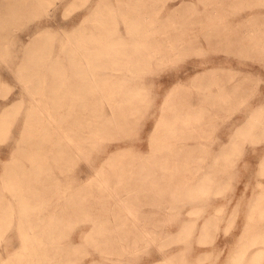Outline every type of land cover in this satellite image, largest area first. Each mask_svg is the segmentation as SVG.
Listing matches in <instances>:
<instances>
[{"label": "bare ground", "instance_id": "6f19581e", "mask_svg": "<svg viewBox=\"0 0 264 264\" xmlns=\"http://www.w3.org/2000/svg\"><path fill=\"white\" fill-rule=\"evenodd\" d=\"M79 1L82 2L78 4ZM87 1L0 0V140H6L8 135L1 138L2 134L14 125L11 143L0 145V219L16 213L20 222H36V232L28 236L39 240L58 234L63 216H68V210L83 208L81 199L94 190L98 191L99 201L113 197L125 207L119 193L133 191L137 195L141 186L153 188L154 181L161 180L168 171L162 168L163 157H181L185 163L196 160V166L190 170V184L185 183L181 189L204 187L218 171L217 163L226 157L233 137L218 134L215 140L203 141L202 131L212 128L214 118L234 92L246 93L253 86L257 94L254 102L261 106L252 110L251 119L254 122L259 117L260 123L264 121V103L260 101L264 90L249 72L243 71L242 62H233L227 56L204 62L226 59L232 61L229 68L224 64L208 68L204 64L202 72L186 81H175L168 88L161 85L152 92L151 84L142 82L124 89V79L135 76L149 80L146 74L152 70L151 63L171 52L177 53L179 48L192 47L198 43L195 37H205L207 42L225 46L229 52H244L263 59L264 46L259 48L249 39L251 36L245 32L247 25L231 27L233 32L222 31L225 25H212L208 28L220 32L194 33L190 36L195 39H184L188 35L180 26L168 25V14L178 13L183 5L191 3L189 0H89L90 5ZM86 2L89 6L83 15L69 21L57 17L58 10L66 16ZM41 15L45 17L28 26L25 34L12 31L17 22ZM74 20L77 23L73 24ZM138 64L145 66L128 76ZM11 79L18 83L17 89L10 90ZM99 84L109 86L113 90L107 91L118 95L106 99L107 110L102 104L94 105V85ZM73 91L84 98L78 107L69 108L84 109L85 113H68V92ZM139 95L144 97L140 100ZM144 99L148 102L146 107L149 103L156 104L155 110L160 115L147 135L149 147L132 148L134 157L120 149L116 141L138 129L140 101ZM124 128L129 130L121 134ZM137 139L143 141L144 136L139 134ZM165 147L170 150H164ZM93 151L99 159L105 158L103 164L124 154L123 164L114 167L111 174L105 173L103 165L94 169L87 180L75 185L79 188L76 196L81 197L80 202L70 204L68 155H83L90 162L88 155ZM126 165L139 169L129 170ZM126 210L131 216L124 215L121 221L132 224L124 227L130 232L129 229L137 228L140 219L129 208ZM147 236L154 238L150 233ZM9 249L5 245L2 251L10 255ZM49 252L60 250L38 247L33 262L42 263ZM253 254L257 257L261 252ZM10 258V262L25 263L23 258L12 255ZM163 261L176 264L174 256H165ZM85 264L104 263L90 260Z\"/></svg>", "mask_w": 264, "mask_h": 264}, {"label": "rangeland", "instance_id": "374dc122", "mask_svg": "<svg viewBox=\"0 0 264 264\" xmlns=\"http://www.w3.org/2000/svg\"><path fill=\"white\" fill-rule=\"evenodd\" d=\"M189 1L191 3L183 5L178 13L168 14L170 17L168 25L180 26L182 32L188 35L184 39L196 38L198 43L192 47L179 48L177 53L171 52L163 56L160 61L151 63L152 70L146 72V76L150 78L147 81L133 76L134 74L130 75L141 71L145 66L138 64V68H132L128 73V76L133 77L124 79L126 82L124 89L147 82L151 84L153 92L158 86L164 85L168 88L175 81H186L194 74H199L205 68L204 64H207L208 68L219 66L216 64H224V67L227 65L226 67L229 68L232 61H240L243 71L249 72L253 81H258L259 88L264 90V58L258 59L253 54L247 55L244 52H229L224 49L225 46L207 42L205 37L190 36L194 33L220 32L208 28L212 25H225L226 28L222 31L233 32L231 27L242 24L247 25L245 32L251 36L249 39L261 48L264 46V20H262L264 0ZM81 2L79 1L78 4ZM87 2L89 4V0ZM87 2L85 6H78L70 10L71 12L68 11L66 16L58 10L57 17L62 20L68 18L69 21L80 14L83 15ZM43 17L45 16L24 19L11 29L16 34L23 35ZM75 23L77 20L73 21V24ZM26 39L24 35L23 40ZM218 56H227L232 61L219 58L213 62H204ZM195 64H198L197 68ZM10 82L12 85L10 90L18 88L19 85L14 79ZM94 86L96 88L93 94L96 98L94 105L102 104L107 110L106 99L117 94L109 93L108 89L113 90L109 86L102 84ZM103 89L107 92L103 93ZM143 97V95L138 96L140 100ZM83 98L81 93L68 92V113H85L84 109L69 108L72 105L78 107ZM255 98L257 94L253 86L246 93L234 92L217 114L218 117L214 118V124L210 126L212 128L202 131L205 132L204 136H201L203 141L215 140L218 134L229 135L233 139L226 157L221 163H217L216 174L214 173L210 180L205 182V186L198 190L189 187L181 189L182 185L189 183L190 170L196 166L197 161L191 159L185 163L181 157L171 155L161 159L162 168L168 171H165L166 175L163 174L161 180L154 181L153 188L147 189L141 186L137 195L133 191L119 193L125 207L121 203L118 204L113 197L99 201L97 190L81 199L76 196L79 188L75 185L78 186L80 182L87 180L93 170L101 169L102 165L105 173L111 174L114 167L122 166L121 158L124 154L121 158L109 160L104 164L105 158L99 159L96 151L88 155L90 162L83 155L69 154L68 203L80 202L81 199L85 206L77 210H68L66 216L68 218L64 215L65 220L58 224L60 228L62 227L58 230V234L44 240L28 236L32 231L36 232V222L30 220L20 222L16 213L1 218L0 250L3 254H0V259L4 256L6 258L0 260V264L8 262V264H16L15 261L10 262L11 255L17 259L23 258L24 264H36L33 259L38 256L36 253L38 247L60 250L57 253H47L40 264H85L90 260L104 264H164L165 256H174L176 264H264V121L260 123L259 117H256L254 122L251 119L252 110L257 105L261 106L259 102L255 104ZM260 101L263 104L264 97ZM140 102L142 106L138 129L129 132L128 128L122 129L121 134L128 132L125 135L127 138L116 141L120 149L131 153L134 157L132 148L135 149L138 145L149 147L147 135L154 120L160 115V111L155 110L156 104L154 106L153 103H149L146 107L148 103L146 99ZM13 126L6 134H2L1 138L6 135L9 138L0 140V145L11 143ZM139 134L144 136L143 141L137 139ZM157 149L155 150L158 151ZM170 149L165 147L164 150ZM171 151L174 153L172 149ZM126 166L133 171L139 169L135 165ZM133 201L138 205H133ZM126 208L132 210L140 219L138 223L136 222L137 228L129 229L130 232H126L124 227L132 224L121 221L124 215L131 216ZM19 224L22 225L21 234ZM148 233L154 235V238L148 237ZM5 245L10 248V255L2 251ZM255 251H260L261 254L256 257L253 254ZM116 259L119 261H115Z\"/></svg>", "mask_w": 264, "mask_h": 264}]
</instances>
